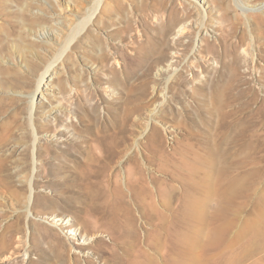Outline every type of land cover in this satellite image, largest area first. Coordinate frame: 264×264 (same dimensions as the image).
<instances>
[{
    "label": "rangeland",
    "instance_id": "1",
    "mask_svg": "<svg viewBox=\"0 0 264 264\" xmlns=\"http://www.w3.org/2000/svg\"><path fill=\"white\" fill-rule=\"evenodd\" d=\"M263 219L264 0H0V264H264Z\"/></svg>",
    "mask_w": 264,
    "mask_h": 264
},
{
    "label": "bare ground",
    "instance_id": "2",
    "mask_svg": "<svg viewBox=\"0 0 264 264\" xmlns=\"http://www.w3.org/2000/svg\"><path fill=\"white\" fill-rule=\"evenodd\" d=\"M223 37V36H222ZM202 42H203V44H202V48L203 49H207L209 52H212V54L216 57V58H218V60H221V62H222V59H220V58H225V57H228L229 58V56L231 57V59H230V61H225V63H227V64H225V65H227V67H229V68H235V69H237L236 68V65L235 64H237L236 63V61L235 60H233V53H235L236 52V50H237V44H235V45H233L231 48H230V46L232 45H230V46H228V42H226V41H219V46L217 47V43H215V41H210V40H205L204 39V41L202 40ZM219 47H221V51L220 50H218V48ZM215 70V69H214ZM224 137H225V135H224ZM222 140H224V142H222ZM222 140L219 142V143H217L216 144V146L215 147H213V149H212V151L211 152H209V153H207L208 155L207 156H205V155H202L200 152H196V154H195V158H196V161L197 162H199V160H200V158H203L204 159V162L206 163V164H209V165H215V163H214V161H215V159L216 158H218L219 157V155H221V149L222 150H224V151H227L228 152V156H227V158H228V164L231 166V165H233V163H238V161H240V160H238V159H235L234 158V156H233V154L231 153L230 154V149L233 147V144L231 143V142H228V141H226L225 140V138H222ZM245 140V139H244ZM243 141V140H242ZM222 143L223 144H225L224 145V147H222ZM243 143V142H242ZM239 144V143H238ZM241 148H243V147H245L244 146V144L243 145H239ZM236 150V149H235ZM233 152V151H232ZM219 153V154H218ZM235 153V152H234ZM238 153H239V151H238ZM245 153V152H244ZM236 154V153H235ZM227 155V154H226ZM232 155V156H231ZM238 155V154H237ZM236 156V155H235ZM247 156H250V157H252L251 156V153L249 154H247ZM227 158H225V160H224V162L226 161V159ZM218 159H220V158H218ZM217 160V159H216ZM181 162L183 163V165L186 167V173H185V175L183 176V179L184 180H187L188 179V181H191V180H194V179H196L195 178V175H196V173H197V168H196V166L195 165H192V164H190V163H188V162H186L185 161V158L184 157H182L181 158ZM241 162V161H240ZM250 162H256V161H253V158H252V160H250ZM221 163V162H220ZM242 163V162H241ZM257 163V162H256ZM246 164V163H245ZM254 165H256V164H254ZM239 166H240V164H239ZM242 166H244V163H243V165ZM252 165H250V167H251ZM249 167V166H248ZM243 168V167H242ZM133 181L135 180L136 182H139V181H141L140 179H138V178H135V179H132ZM244 182L243 181H241V180H239V179H237V178H230V181H229V186L231 187V191H233L232 192V194H230L229 195V197H228V199L229 200H232V199H234L235 198V196L239 193V188H240V186L243 184ZM169 194V193H168ZM225 195L227 196V194L225 193ZM168 199V195L167 194H165V196H164V200L166 201ZM183 200H181L180 202H182ZM177 212L185 219L186 218V216L187 215H190V214H192V215H194V216H201L202 215V213H203V206H201V207H198V206H196L195 204H194V202L192 201L191 202V204H190V207H186V208H183V209H180V208H178V210H177ZM161 214H159V212H158V216L160 217V218H162L161 216H160ZM258 223H260L261 224V226L263 227L264 226V219L263 220H260ZM157 226H159V225H157ZM159 227H161V228H163L162 227V225L160 224V226ZM262 236L264 237V229H263V231H262ZM264 239V238H263ZM264 246V241H263V244H262V242L261 241H259V243H258V245H257V248L256 249H252V251H251V254H248V255H252V254H255L257 251H262V249H263V246ZM241 250H242V247H240L239 249H238V253L236 254V255H238L240 252H241ZM236 255H234V256H236ZM233 256V257H234ZM226 260V259H225ZM260 260H264V258H259V261ZM193 264H197V262H193ZM224 264H228V263H224Z\"/></svg>",
    "mask_w": 264,
    "mask_h": 264
}]
</instances>
